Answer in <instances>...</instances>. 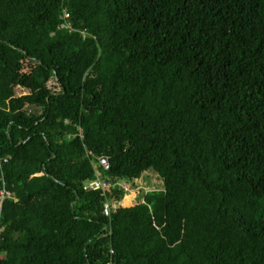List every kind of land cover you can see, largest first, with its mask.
Listing matches in <instances>:
<instances>
[{
  "label": "trees",
  "instance_id": "1",
  "mask_svg": "<svg viewBox=\"0 0 264 264\" xmlns=\"http://www.w3.org/2000/svg\"><path fill=\"white\" fill-rule=\"evenodd\" d=\"M3 185L0 264H264V0H0Z\"/></svg>",
  "mask_w": 264,
  "mask_h": 264
},
{
  "label": "built area",
  "instance_id": "2",
  "mask_svg": "<svg viewBox=\"0 0 264 264\" xmlns=\"http://www.w3.org/2000/svg\"><path fill=\"white\" fill-rule=\"evenodd\" d=\"M68 17V15H66V18ZM96 161V166L101 167L104 171H108L109 170V164L107 162V160L105 158H95ZM6 162V160L4 161ZM112 187V185L110 183L107 182H103L101 181L99 178H96L94 180L88 181L86 183H84L83 185V189L84 191H91V192H106L108 191L110 188ZM10 196V194H8L5 191L4 185L2 187V189L0 190V208L3 205V202ZM103 215L105 217H109L110 215V206L108 203H105L103 206ZM3 233V228L0 226V242H1V236ZM110 264V263H108Z\"/></svg>",
  "mask_w": 264,
  "mask_h": 264
},
{
  "label": "rangeland",
  "instance_id": "3",
  "mask_svg": "<svg viewBox=\"0 0 264 264\" xmlns=\"http://www.w3.org/2000/svg\"><path fill=\"white\" fill-rule=\"evenodd\" d=\"M119 185L122 188H124V190L127 193V197H130V199H131V201L128 202V205L135 204L141 198L140 197V193L138 192V189H134L130 183L121 182ZM159 189H161L160 184L159 183H154V184H152L150 186L149 185L148 186L146 185L144 187L142 186L141 191L147 192V191H151V190L153 191V190H159ZM126 198L124 199V203L126 202Z\"/></svg>",
  "mask_w": 264,
  "mask_h": 264
}]
</instances>
